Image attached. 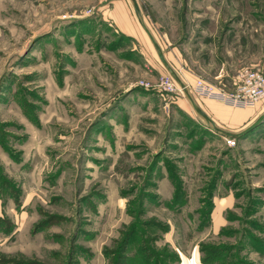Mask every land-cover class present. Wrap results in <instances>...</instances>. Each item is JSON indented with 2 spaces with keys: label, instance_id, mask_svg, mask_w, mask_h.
Masks as SVG:
<instances>
[{
  "label": "rangeland",
  "instance_id": "rangeland-1",
  "mask_svg": "<svg viewBox=\"0 0 264 264\" xmlns=\"http://www.w3.org/2000/svg\"><path fill=\"white\" fill-rule=\"evenodd\" d=\"M137 1L200 105L264 72V0ZM112 2L0 0V264H264V121L212 130Z\"/></svg>",
  "mask_w": 264,
  "mask_h": 264
},
{
  "label": "crops",
  "instance_id": "crops-1",
  "mask_svg": "<svg viewBox=\"0 0 264 264\" xmlns=\"http://www.w3.org/2000/svg\"><path fill=\"white\" fill-rule=\"evenodd\" d=\"M129 1L131 2V0ZM106 14L109 17V18L107 17L109 22H113V24L116 25V29L119 33H123L127 36H135V35L139 36L138 33L140 32H138L137 30L138 28L136 27L135 23L131 18V12H130L128 0H113L111 4V9L107 11ZM200 99L203 103V105L201 104L202 106L198 103L200 108L204 111V113L212 120V122L216 126L220 127L223 130L224 129L234 130L241 128H244L245 130L254 122H256L264 112V108L262 106H257L254 108L238 109V108H232L226 106L221 102L210 100L208 98H200ZM181 262H182L181 264H200L198 258L195 256L192 259H186V260L183 259L181 260Z\"/></svg>",
  "mask_w": 264,
  "mask_h": 264
},
{
  "label": "built area",
  "instance_id": "built-area-1",
  "mask_svg": "<svg viewBox=\"0 0 264 264\" xmlns=\"http://www.w3.org/2000/svg\"><path fill=\"white\" fill-rule=\"evenodd\" d=\"M99 1L109 3L112 0ZM162 87L168 93L182 91L170 76L163 81ZM193 93L201 98L222 102L232 108H254L264 103V72L252 69L244 71L237 81L236 88L233 90L215 87L203 80H198L193 88Z\"/></svg>",
  "mask_w": 264,
  "mask_h": 264
},
{
  "label": "water",
  "instance_id": "water-1",
  "mask_svg": "<svg viewBox=\"0 0 264 264\" xmlns=\"http://www.w3.org/2000/svg\"><path fill=\"white\" fill-rule=\"evenodd\" d=\"M135 12L137 14V16L139 17V21L140 24L142 26V28L144 29V31L146 32L147 36L149 37V39L151 40V43L153 44L162 64L164 65V67L167 69V71L169 72V74L173 77V79L180 85V87L184 90L185 96L188 99L189 103L191 104L193 110L200 115L204 121L211 126L212 130H214L215 132L221 134L224 137H229V138H242L243 136L247 135L248 133H250L251 131H253L255 128H257L263 121H264V114L262 116H260L258 118V120L256 122H254L252 125H250L248 128H246L245 130H243L240 133H231L228 131H225L221 128H219L218 126H216L212 120L204 113V111L200 108V106L198 105V103L196 102V100L194 99V97L192 96V94L190 93L189 89L186 87L185 83L182 81V79L178 76V74L175 72V70L170 66V64L167 62L164 52L162 50V48L160 47L158 41L156 40L155 36L153 35V33L150 31V29L147 27V25L145 24L143 18H142V12H141V8L138 4L137 0H131Z\"/></svg>",
  "mask_w": 264,
  "mask_h": 264
},
{
  "label": "bare ground",
  "instance_id": "bare-ground-1",
  "mask_svg": "<svg viewBox=\"0 0 264 264\" xmlns=\"http://www.w3.org/2000/svg\"><path fill=\"white\" fill-rule=\"evenodd\" d=\"M138 17V16H137ZM142 18H143V20H144V17H143V15H142ZM138 21H139V17H138ZM140 22V21H139ZM144 22H145V20H144ZM145 24H146V22H145ZM147 25V24H146ZM142 27V26H141ZM147 27H148V25H147ZM149 28V27H148ZM150 29V28H149ZM144 30V29H143ZM146 33V32H145ZM149 38V37H148ZM150 40V39H149ZM150 42H151V40H150ZM153 45V44H152ZM154 47V46H153ZM172 77V76H171ZM173 78V77H172ZM175 81V80H174ZM176 82V81H175ZM177 83V82H176ZM178 84V83H177ZM179 85V84H178ZM186 85V84H185ZM180 86V85H179ZM186 87L189 89V87L186 85ZM181 90H183L182 88H181ZM189 91H190V89H189ZM183 92H184V90H183ZM190 93H191V91H190ZM185 94V93H184ZM192 94V93H191ZM193 96V95H192ZM194 97V96H193ZM195 99V98H194ZM192 107V106H191Z\"/></svg>",
  "mask_w": 264,
  "mask_h": 264
}]
</instances>
